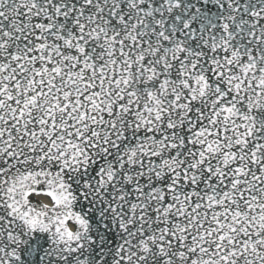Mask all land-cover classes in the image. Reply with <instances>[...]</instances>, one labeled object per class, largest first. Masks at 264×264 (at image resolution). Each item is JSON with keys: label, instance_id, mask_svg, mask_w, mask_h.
<instances>
[{"label": "snow or ice", "instance_id": "1", "mask_svg": "<svg viewBox=\"0 0 264 264\" xmlns=\"http://www.w3.org/2000/svg\"><path fill=\"white\" fill-rule=\"evenodd\" d=\"M0 264H264V0H0Z\"/></svg>", "mask_w": 264, "mask_h": 264}]
</instances>
